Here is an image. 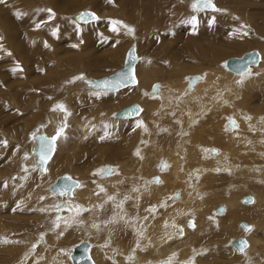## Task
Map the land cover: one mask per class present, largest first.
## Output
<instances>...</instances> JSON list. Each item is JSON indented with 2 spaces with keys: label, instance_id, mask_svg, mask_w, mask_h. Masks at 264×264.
Instances as JSON below:
<instances>
[{
  "label": "rangeland",
  "instance_id": "374dc122",
  "mask_svg": "<svg viewBox=\"0 0 264 264\" xmlns=\"http://www.w3.org/2000/svg\"><path fill=\"white\" fill-rule=\"evenodd\" d=\"M66 1L67 0H59V2L58 0H3V2H0L2 4L1 6L2 8L0 7L1 8L0 9V264H4V263L5 264H32V263L49 264L48 260H52L54 259V257L55 259L57 258L59 260L58 262V260L56 259L57 264H70V263L73 264L72 260L70 259L71 254L68 252V250L75 247L76 244L82 241H86L89 244L91 243L90 248L93 245H95V248H93L94 246L92 247L93 251H95L94 249H96L95 252H97V250L99 249L98 251L101 250L102 253L106 254L107 257L105 256V260L109 262V264H115V262L120 264L123 263L132 264L133 261L136 260L135 259L136 250L140 251L141 248L145 246L144 244L146 237L149 238V236H147L149 229L151 226H155L154 222L149 219L151 214L150 213L151 208L154 206L155 200H153L149 196V193L145 192L143 189H142L143 191L141 189H138L139 191L138 193H136L137 195L130 200V193L132 189H129L130 188V186H128L129 184L125 183L124 181H121V177H119L120 179L118 178L115 180H110L108 182H105L104 184L101 183L98 184L95 183L96 178L94 177V174L96 171H98V169L101 168L102 169H109V168L111 169V167L119 168L120 166L129 164V166L127 167L130 168L126 167L127 168V169L125 168L126 170L132 171V169H134V167L136 166V171H137L136 173L138 174L143 173L145 174V177L153 175L152 177L150 176L151 180L149 179V181H154L156 179L160 180V174H159L160 166L157 167L158 166L157 161L154 160L155 162H152L153 164L152 167L155 166L153 168L154 174H148V167L145 168L144 166L145 170H143L144 161H149L152 158V156L149 155L148 153L153 152V149L160 138L163 137V139L160 140L162 143L158 142L159 144L158 143L157 144L160 147H162L161 145H163L164 146L163 148H165L169 145L170 146L172 145V142H174V140L173 139L170 140V139L174 138L175 136L177 137V135L175 134V132H173V130L171 132L169 131L170 135L167 134V136L166 133L159 134L158 135L159 137H156L155 135V131L157 127L165 128L166 126L169 125L168 124L169 122L166 121L164 118H162V115L164 117V114L169 113L168 111H163L160 113L159 112L154 113L150 111L143 112V109L141 108L143 115L140 113L141 115L139 118L134 120L132 119L124 120V119L115 118L114 117L115 113L130 104L135 103L139 105L140 103H138L137 101L125 103L123 104V106L120 105L117 108L116 107L112 108L111 112H109L108 114L105 113L108 112V109H105L106 107L104 108L102 107V109L100 108L101 110L97 109L98 105L95 100L96 97L98 95H106L110 92H103L99 89L91 88L89 82H91L94 79L101 78L106 75H110L115 70L119 69L123 65L125 54L127 50L130 48V46H134L135 52L138 57L137 65L139 64L141 65L139 71H137L136 69L137 84L135 85V87L138 86L139 83H141V81L144 79L145 74L148 71L149 72L151 71V74L152 75L154 74L153 76L150 75L151 86L149 84V90L151 91V87L153 85L160 84V82L162 81L160 76L158 75L166 74L164 70L166 69L167 71L169 69V67L167 66L170 65V61H172V63L175 65L174 73H176L177 76L178 75L181 76V77L178 76L179 78L177 77V79L181 80V82L186 81L187 79V84H188L189 80L191 81L195 77L203 76V73L199 74L196 73V71H192L190 73L187 72L188 68L186 67L198 63L200 66L196 64L197 68H200L201 64L204 61L201 60L198 62L196 60L198 58L195 57L193 58L192 54L188 53L187 51L186 52L181 51V48L183 47L186 38L187 41L190 40V42H197L198 39L199 40L198 43H200L202 37L200 38L196 37L197 39L194 38L192 32H190L192 29L190 30L188 28V25L185 23L179 26V28L177 29L178 30L177 36L168 35L172 29L171 24L175 22V19L172 20L173 17L169 18L168 15L161 16L162 11H157V10L153 12L146 11L145 10L146 7L151 5L150 0H137V3H134L133 2L134 0H116L115 2L109 4L110 6H106L104 4V0H71L72 4H75L76 2H77L76 4H80V3L82 4L80 5V7L78 5V7L76 8L75 7L70 8V5ZM195 1L196 0H171L169 1L168 6L164 4L163 10L164 11L175 10L173 13H176L178 11V13L179 12L181 13L179 16L184 14L185 16L191 15L190 17H195V16L205 17L204 15H206L212 18L214 16L215 17L218 16L219 18L222 17L226 19L229 18L233 22L227 21L228 25L230 27H234L235 23L240 22L239 20L235 19V17L238 18L237 11L243 8L241 6L242 5L241 3L247 0H240V1L236 0V2L235 0H212L215 3L216 8L218 9L214 11L194 10L192 5ZM249 1L253 3L256 8L254 12L259 13V15L263 16L264 0H249ZM9 2L11 3V6ZM7 4H9L8 7ZM133 9H137L136 11L139 12L136 11L134 12ZM85 11H91L95 13L98 17V20L91 23H84V24L80 23L79 20L77 19V16ZM24 13L26 14V17L36 16L37 14L44 13L45 16L43 20L38 21L37 23L40 24L46 23L47 25L51 26V29L47 30L45 28V34L44 32H41L43 35L40 32L37 34L35 32L36 34L35 36L37 37V40L43 41V44L45 43L43 47L38 48L40 55L36 59H30V57L32 56L31 54L25 58L27 60L21 58L18 55V52L15 51V49L13 50V45L11 44V42H9L10 41L8 38L9 35L12 34L13 30H15V28L17 29L18 26H20L22 22L25 20ZM135 13H137L138 15ZM210 13H213L214 15ZM127 15L133 16L134 19H128ZM235 20L236 22H234ZM113 21H120L122 22L123 26L127 25V28L122 27L120 26V24H118L115 26L116 28H118V31H113V27H114L112 23ZM252 21L253 19L251 20V22ZM13 23L16 25H14ZM13 27L15 28L13 29ZM129 28L132 29L133 31L129 32L128 31ZM262 28L263 30H259L260 32L257 31V33L255 34L247 35V38L245 40L242 39L240 40L238 38H235L233 35L232 36L230 35V32H228L229 34L228 35L226 34V36L225 35L218 36L221 38L220 39L221 43L215 42L213 44L215 45V47H221L222 44L223 49H225L226 46L225 44H227L228 46L226 47H228V49H232L231 45H233L234 43H239L242 41H245L246 43L247 41L249 42L251 40L257 39L256 41H260L261 42L260 44L261 45L263 44L262 46L264 47V22ZM159 30L161 31V33ZM44 35L45 37H43ZM194 39H196V41ZM22 40H23L22 41L23 44L25 45L23 38ZM114 41H117L119 44L115 43ZM194 46L195 48L199 47L197 43L194 44ZM18 49L20 52H22L23 48L22 49L18 48ZM260 49L261 50H259V47H251V48L243 49L239 51V53H234V51L230 50L231 51L230 54H227L226 56L222 57V59L219 60L220 62L218 61L219 64H217L218 68H220L221 70L223 69L229 71L226 68V62L230 58H242L244 54L251 51L259 52L261 56V61H260L261 63L259 62L256 66H253L251 68L252 70L250 69L249 72H246L247 73L246 76L244 74L245 79H247L246 83L251 84L248 87V89L245 90V92L247 91L245 93L246 98L242 97V99H240L241 101L240 100L237 101L239 102V106L241 107L242 112L246 111V115L248 118H250L251 116V115L249 116V114L253 112L259 111L264 113V111H261L264 110L263 107L264 94L263 95L261 94L263 97L259 96V94L257 95L255 90L251 89V88L260 87L264 82V50H262V47ZM225 50H227V48ZM42 56H46V59L45 60L43 58L39 59V57ZM77 58L81 60L83 59L82 60L83 64L87 63L90 60H95L97 58L105 59V61L109 59L112 62L111 65L109 66H107L106 63H103L102 67L99 68L95 67L99 71L93 74L86 69H82V68L79 69L84 65L81 64L80 66L76 65L75 61ZM115 58H117V60L114 61ZM157 63L159 65H156ZM162 66L163 67L165 66L166 68L165 67L163 68ZM152 69L153 70L155 69V71H152ZM181 71L182 74H180ZM154 76H158L160 79L156 77L154 80ZM78 77H83V79L78 80ZM188 77H190L191 79ZM252 78H255L254 81L250 80ZM70 79H75V80L77 79L76 80L77 84H75V82L70 84ZM226 84L229 85L228 82H225L224 85H221L222 88L221 86L218 88V91L223 92L224 89L223 87ZM74 86H75L74 89L75 92L72 91L73 90L72 87ZM133 87L134 86L132 87L130 86L131 89H133ZM76 88L79 90H77ZM130 88H128L127 90H129ZM68 89L70 92L68 91ZM261 92L264 93V90H262ZM115 93H118V91ZM122 93L124 94L125 92ZM110 94H114V93L111 92ZM175 102L177 103V101ZM56 104L57 105L64 104L63 106H65L64 109L66 108V111H63L64 112L63 113L62 110L58 108ZM94 108L97 111L99 110V112H101L100 113L101 118L97 117L98 120L97 118H95L94 120L87 119L90 116L91 112H95ZM159 109L161 111V107H159ZM195 111H198V107L195 108ZM85 113L88 114L85 115ZM157 113L160 115L157 116ZM242 114L244 113H241V115ZM74 116H76L77 120H82V119L87 120L90 124L89 127L86 126L85 129L87 130L89 129V130L86 131L83 128L82 130H80L81 128L78 126V124H76L75 120H72ZM78 116L80 119L78 118ZM105 117L107 119L106 121H105ZM223 117L224 116L221 117V121ZM242 117L244 118V116ZM263 117L264 116H259L258 119L264 120ZM28 118H34L33 122H27ZM178 120L179 119L177 118L176 121L172 124L174 125L177 124L178 126H181V132H183L184 126L179 125ZM25 121L26 123H24ZM193 121L194 120H189L188 123L190 122L193 123ZM51 123L52 124L54 123L53 125L54 133H57L59 130H62L61 136L63 137L64 140L60 143V145L58 143H55L53 156H51L50 159L47 161L43 170L42 164L37 162L35 157V145H36L35 140H36V135L43 133L42 129L44 128V126ZM140 123L142 125L147 124L146 125L147 128L146 126L143 128L142 125H140ZM172 124L170 123V127L174 126ZM93 127L97 130L94 131L92 129ZM144 129L147 131L143 132ZM207 131L203 134V137L205 138L209 137L210 139V137L213 138V136L214 137L216 136L213 135V133L215 134L214 130L213 131L210 130L208 132ZM83 136L86 137L83 138ZM164 137H166V142L164 140ZM123 139L124 141H122ZM57 140L58 139H56V141ZM163 141L165 144L163 143ZM75 144H77L78 147H75ZM151 145L154 147H152ZM215 147L217 146L214 144L212 145L211 149H217ZM171 153H172V149H170L169 154ZM142 155L144 157L143 159L144 161L140 162ZM103 157L104 158L109 157L110 159L107 161ZM161 158H162L161 160L164 159L168 160V157L166 158L161 157ZM136 159H137V163H135ZM227 161L228 159L226 160V163ZM246 167L247 166L236 167V169L239 168L243 172V174H241L238 178H236L237 176L235 174L231 176L227 175V177H223L224 172L223 171L219 172L220 174L217 175L218 180L213 182L214 186H212L213 188L217 189V190L215 189L216 193L219 194L222 193L221 196L224 197L223 194L226 195V192L231 190L230 187L231 185L236 184L237 186H239L241 183L245 182L247 179V176L245 177V175L247 174L249 177H252V181H251L252 183L255 182L254 178L264 179V170H263L264 168L262 165H259V167L258 166L251 167L249 165L248 166L249 169L248 167L247 168ZM51 169H54L52 170L53 172H51ZM248 170L253 171V173L249 174L247 172ZM121 172L124 173L125 171L122 170ZM216 172L218 171L216 170ZM64 175H68L77 181L78 180L81 181L82 183L81 191L83 192L87 190V186L88 187L94 186L95 191L94 193L92 192V195L93 198H96L97 200L96 202H98L97 205H100V207L98 208L96 207L95 209V211H98L97 212L98 214L96 213V215H94L92 219V221L94 220L93 224L92 223L90 224L92 225L91 227L88 224H86L87 225L86 226L83 223H81L80 225L79 220H75V222L72 221L73 219L70 220L72 221V224H70V226L67 227L64 231L65 234H67L68 232H70V229H73L72 230L73 236L75 235L76 240L74 239L73 241L66 243L65 241H63L62 238H60L59 240L56 239V236L58 234H61L63 231L61 228H59L58 224H54V223L58 222L59 220L62 223L63 221L67 220L68 217L73 216L75 212L77 213V211L75 210L77 209V207H78L79 215L82 216L84 214L85 208L82 206L84 205V202H82L81 192H78L76 197H73L74 195L73 193L71 197L67 195L54 194L50 190L51 184L56 182V180L59 177ZM110 175H114L113 170H111ZM144 180H148V179L144 178ZM193 181H196V179H193ZM262 183L264 182L260 181V184ZM140 186L141 183H139L136 187H140ZM207 186L211 187L210 184H208ZM221 186L224 188L223 190L221 189L222 188ZM199 192L202 197V195L204 194L203 192H205V190ZM176 193L180 195L181 192L180 190H176L175 193L172 194H176ZM234 193L238 196V201L240 204L242 203V205L248 203V202H243V198L245 197L252 198L253 195L252 193H248V192L242 193V191L239 190ZM53 195H55L56 197H54ZM210 195L212 196V193H210ZM173 196L174 195H172L169 199L167 198V200L173 201L172 199ZM203 198L204 199L208 198L207 190L205 192V195H203ZM64 200L66 201L63 202ZM137 203L142 207L145 206L143 208L144 211L143 213H140V211H142V208H139L140 206ZM89 204H93V203H89ZM249 204H245V205H249ZM57 205H60V207L57 208ZM104 205L106 208L104 207ZM225 206H226L225 202L219 201V203L218 202L215 203L213 207L206 206L208 208L207 209L208 211H206L205 209L204 213L198 211V215H200V218H203L207 215L209 218L213 216L212 220H214L215 214L218 216L222 215L221 217L223 216L225 217V213H226ZM163 207L166 208V206L163 205L162 207H160V210L161 209L164 210ZM221 208H224L225 210L223 212H219L221 211L220 210ZM147 209H149V211ZM88 210L89 209H87V211ZM90 210L88 212H90ZM160 210L155 207V209L152 212V215L155 217V215ZM253 211L255 213L256 208H253ZM64 212H66V215H68L67 218L63 215ZM122 213L124 216L122 215ZM121 217L124 218L122 219ZM251 217L239 219L237 223L233 225V228L230 230L232 234L227 233V237H225L223 241L219 243L213 242L212 240L209 241V243H214L209 246H211L212 250L217 249V253L215 255L218 257L215 258L209 253V251L205 252L204 248H200L203 251V253L201 251V254L203 256L201 258H196L198 263L225 264L227 260L233 261L231 263H234L237 260V253H241V252L232 246V242L237 238H242V237L244 238V236L241 237L240 231L241 232L246 231L244 227L241 228V223H245L246 225H248L250 227V230L253 229L254 230L253 235L263 241L264 224L256 225L257 222L254 221L256 219L254 217L252 218ZM191 220L192 218L189 217V220L187 222H184V225L186 224L185 226L187 227L182 226L181 223L177 227L178 234L182 236V238L184 237L186 238V236H184L185 233L188 236V233L190 232L188 228H190L192 231H194V229L197 228L194 221ZM94 222H97L98 224ZM198 223L202 227V223L200 221H198ZM250 223L255 224L256 226L255 227L252 225L250 226L249 225ZM190 224H192V226H190ZM93 225H95V227ZM116 226L118 229L116 228ZM184 227L187 229L188 232L186 231L185 233H183ZM84 231H87L89 235L91 234V238L89 239L91 241L87 240L88 234L85 235L84 238H81V240L79 237L76 236L78 233ZM190 235H192L191 236L192 241L195 239L193 241L194 244L192 245L191 242L186 241L184 245L189 244V247L191 246L190 247L191 250H198V248L194 246L197 245L198 247L200 246L199 244L200 236H198L199 234L196 233L195 231L193 233L190 232ZM93 236L94 238H92ZM144 236H146L145 239ZM76 237L79 240H77ZM10 242H13L14 244L12 243L13 245H11ZM123 242L125 243L123 244ZM126 242L128 244H126ZM117 243L118 244L120 243L121 245L120 249L114 250L118 246ZM141 244L142 246L143 245L144 246L143 247L140 246ZM11 249L13 250L11 251ZM256 249L258 250L257 252L264 253V244L257 245ZM46 250L51 252L50 255L52 254L51 255L53 257V258L51 257L52 259L50 257H47L49 253L46 254L47 252ZM107 250L109 251L107 252ZM179 251L180 254L182 251L181 250ZM127 252H129L128 255ZM152 252L153 251L145 252L144 256L146 257H144V260L141 262V264H158V263L162 264L164 260L167 261L169 258V257L163 259L160 258L158 259L159 261L158 260L152 261L149 259L150 257H152V254H154V252L153 253ZM27 253L28 255L29 254L30 255L27 256ZM176 253L178 252L176 251ZM33 256L34 258H32ZM188 257L181 259L180 257L178 258L172 256L171 260L174 261L175 259L176 261L175 264L178 263L195 264V262L189 259ZM183 259H185L186 262L181 261ZM160 260H163V262ZM261 264H264V260L262 261Z\"/></svg>",
  "mask_w": 264,
  "mask_h": 264
},
{
  "label": "bare ground",
  "instance_id": "6f19581e",
  "mask_svg": "<svg viewBox=\"0 0 264 264\" xmlns=\"http://www.w3.org/2000/svg\"><path fill=\"white\" fill-rule=\"evenodd\" d=\"M115 1L116 0H104V4L106 6H110L109 4H111ZM150 1H151V5L146 7V9H145L146 11H152V12L155 10L162 11L161 16L168 15L169 18L173 17L172 20L175 19V22H173L171 24L172 29L168 35L177 36V33H178L177 29L179 28V26H181L185 23L188 25V28L190 30L192 29L190 32H192V35L194 38L202 37L200 40L202 43L201 42L198 43L199 40L197 38H196L197 42H190V40L187 41V38H186V40L184 41L183 47L181 48V51H185V52L187 51L188 53L192 54L193 58L194 57L198 58V59H196L198 62L201 60L204 61L201 64V67H200L201 69L197 68V65L200 66L198 63H196L197 65L196 64H193V65L190 64L191 66L186 67V68H188L187 72L190 73L192 71H196V73H199V74L203 73V76L202 77H195L191 81L189 80L188 84H187V79H186V81L181 82V80L177 79V77L180 75L177 76V74L174 73L175 65L172 63V61H170V65L167 66V67H169V69L167 71H166V69L164 70L166 74H159L158 75V76H160L162 81L160 82V84L153 85V86H155V88L152 86L151 91L149 90V84H150V80H151L150 75H152V74H151V71L150 72L148 71L145 74L146 77L144 76V79L138 85L140 88L138 86L135 87V85L137 84L136 83L135 85H133L134 86L133 89H131L130 86H128L126 88L117 90L118 93H115L117 91H112L114 94H110L111 93L110 92L106 95H98L95 99L96 103L98 105L97 109L101 110L102 107L103 108L106 107L105 109H108V112H105V113H107V114L109 112H111L112 108H115V107L117 108L120 105L123 106V104L129 103L132 101H137L138 103H140L139 105L142 106L140 108L143 109V112L150 111V112H154V113L155 112L160 113L163 111H168L169 113H166V114L163 113L164 117L162 115V118H164L166 121H168L169 125L166 126L167 125L166 124L165 128H163V127L158 128L157 127V129L155 131V135H156V137H159L158 136L159 134H163V133L165 134L166 133V136H167V134L170 135V132L173 130V132H175L177 137L175 136L174 137L175 139L171 138L170 140L173 139L175 143L172 142L171 146L168 144L169 146H167L165 148H163L164 147L163 145H161L162 147H160L158 145L161 142L160 140L163 139V137L160 139L158 138L159 143L157 142L158 144L156 143L155 147L151 145L152 147H154L153 152L148 153L149 155L152 156V158L149 161H144L143 160L144 159L143 155L145 154L144 153L140 159V162L144 161L143 170H145L144 166H145V168L148 167V174H154L153 168L155 166L152 167V165H153L152 162H155L154 160L157 161V164H158L157 167L160 166L159 167L160 168V172H159L160 180L156 179L154 181H149V179L151 180V177L153 175L152 176L150 175L151 177L147 176V177H149V178H147V177H145V174H143V173L142 174L136 173L137 172L136 166L134 167V169L131 168L132 171L126 170L127 168H130V167H127V166H129V164H127L124 166H120L119 168H112L111 167V170H113L114 175H103V174H101V170H104V169H102V168L98 169V171H96L94 174V177L96 178L95 183L104 184L105 182H108L110 180H115V179H118L119 177H121V181H124L125 183L129 184L128 185V186H130L129 189H132V191L130 193V200L137 195L136 193H138V191H139L138 189H141V190L143 189L145 192L149 193V196L153 200H155V204L151 208V212H150L151 214L149 217V219L154 222L155 226L150 227L149 232L147 234V236H149V238L144 236V239L146 237L147 241L145 240V244L144 243H142V244H144L145 246L143 245L144 246L143 247L141 244L140 246H142L143 248H141L140 251L136 250V256H135L136 260L134 259L135 261H133V263L131 262L132 264H141V262L144 260V257H146L144 255H145V252H147V251H153L154 252V254H152V257L149 258L152 261H156L160 258L163 259V258L169 257L167 261L164 260V262H163V260H160L164 264H175V262H176L175 259H174V261L171 260L172 256L178 257V258L180 257L181 259L189 256L188 258L193 260L195 262V264H200V263H198V261L196 259V258H201L203 256L201 254L202 250L200 248H204L205 252L209 251V253L213 257H215V258L218 257L215 255L217 253V249L212 250L211 246H209V245L214 244V243H209V241L212 240L213 242H218V243L223 241V239L225 237H227V233H229V234L231 233L230 230L233 228V225L236 224L239 219L249 218L252 216L256 219V220H254L255 222H257L256 225L264 224V183L260 184V181L264 182V179H261V178L255 179L254 178L255 182L253 181L254 183H252L251 182L252 177H249L247 174V175H245V177L247 176V179L245 182L241 183L240 185L237 183L239 186H237L236 184H234V185L230 184L231 190L227 191L226 195L223 194L224 197L221 196L222 193H220V194L216 193V191H215L216 188L212 187V186H214L213 182L218 180L217 175H219L220 174L219 172H221V171L224 172L225 176L223 175V177H227V175L231 176V175L235 174L237 176L236 178H238L241 174H243V172L239 168L236 169L237 166L238 167L239 166H247L248 167L250 165L251 167L252 166H254V167L258 166L259 167V165H262L264 168V120L258 119L259 116H264V115H262L264 113L259 112V111L253 112V113L249 114V116L250 115L251 116H250V118H248L246 115V111L242 112V109L239 106V102H237L238 100L242 99V97L246 98L245 93L247 91L245 92V90L248 89V87L251 85V84L246 83V81H247V79H245V76L247 74L246 72H249V70L253 66H256L261 61V56H260L259 62L256 65H250L246 70H244L240 73H235V72L229 70L227 67L226 68L229 71H226L223 69L221 70L217 66V64H219L218 61L221 60L222 57L226 56L227 54H230V52H231L230 50L234 51V53H239V51L246 49V48H251V47H259V50H261L260 48L262 47V50H264V47L262 46L263 44L261 45L260 41H256L257 39L251 40L249 42L246 40L248 43L247 42L245 43V41H242L239 43H234V44L232 43L233 45L230 44L232 49H228V47H226L228 45L225 44L226 45L225 49L227 48V50L222 48V46H223L222 44H221V47H215V45L213 44L215 42L221 43V41H220L221 38L218 36H223V35L226 36V34L227 35L229 34L228 32H230V35L231 36L233 35L235 38H238L240 40L241 39L245 40L247 38V35L255 34V33H257V31L263 30L262 25L264 22V15L262 16V15H259V13L254 12V10L256 9L254 4L251 3L249 0H247V1H244L243 3H241L242 4L241 6L243 7L242 9H239L238 11L235 9L238 12L237 13L238 15L236 14L238 16V18H236L235 16L234 17L236 20H239L240 22L235 23L234 27H230L228 25L227 21H232L228 17H227L228 19L222 18V17L219 18L218 16H216V17L214 16L212 18V17H208L206 15H204L205 17L195 16L196 23L193 24L190 22L193 18V17H190L191 15L185 16L184 14H182L181 16H179L181 13L180 12L178 13V11L176 13H173L175 10H171L172 12L169 9H168L169 11L163 10L164 4H166L168 6L169 1H171V0H150ZM237 1H240V0H237ZM58 2H59V0H58ZM66 2L70 5V8H73V7L76 8V7H78V5H79V7H80V5H82L81 3L76 4L77 2L75 4H72L71 0H67ZM133 2L137 3V0H134ZM235 2H236V0H235ZM93 4H95V3H93ZM213 4L215 5L214 2H213ZM233 5H235V4H233ZM1 6H2V4L0 3V7ZM8 6H9V4H7V7ZM10 6H11V3H10ZM241 6H240V8H241ZM234 7H237V6H234ZM3 8H5V7H3ZM28 9H29V7H28ZM136 10L137 9H133L134 12ZM200 10H202V9H200ZM5 11H6V9H5ZM206 11H214V10H206ZM136 12H139V11H136ZM135 14H137V13H135ZM210 14H213V13H210ZM210 14H209V16H210ZM24 16H25V20L22 22V24L20 26H18L17 29L15 27H13V29L15 28V30H13V33L9 35V37H8L10 40L9 42H11V44L13 45V50L15 49V51L18 52V55L21 58L25 59L26 57H28L31 54L32 56L30 57V59H36L40 55L38 48L43 47L45 43L43 44V41H38L37 37L35 35L39 32L40 33L44 32V34H45V28L48 30V29H51V26L47 25L46 23H44V24L37 23L38 21L43 20V18L45 16L44 13L43 14H37L36 16H28V17H26V14L24 13ZM1 17H3V16H1ZM127 17H128V19H134L133 16L127 15ZM252 19H253V21L251 22ZM2 20H4V19H2ZM97 20H98V17H97ZM236 20L234 22H236ZM180 21H182V22H180ZM92 22H95V21H92ZM80 23L84 24V23H91V22H80ZM14 25H16V24H14ZM54 25H56V24H54ZM120 26L124 27L122 24H120ZM160 30H162V29H160ZM35 32H36V34H35ZM160 33H161V31H160ZM47 34H48V32H47ZM164 35H165V33H164ZM231 36H229V37H231ZM43 37H45V35ZM22 38L24 39L25 45L22 42L23 41ZM53 38H54V36H53ZM235 38H233V39H235ZM196 39H194V40L196 41ZM114 42L119 44L117 41H114ZM196 43L199 46L198 48H195L196 45L194 46V44H196ZM18 48H21V49L23 48L22 52H20ZM260 52H263V51H260ZM25 54H28V55H25ZM42 58L45 60L46 56L39 57V59H42ZM25 60H27V59H25ZM82 60L77 58L75 61V64L79 65V66H80V64L84 65V66L80 67L79 69H81V68L86 69V70L90 71V73H93V74L97 73L99 71L96 68L102 67L103 63H106V65L109 66V65H111V62H112L109 59L107 61H105V59L97 58L95 60H90L88 62L86 61L87 63L83 64ZM115 60H117V58H115L114 61ZM158 63L156 65H159ZM137 64H138V61L135 64V75H136L137 71H139V68L141 67L140 64L139 65H137ZM183 66H185V65H183ZM136 69H137V71H136ZM149 69H151V68H149ZM181 69H182V67H181ZM184 70H183V72H184ZM152 71H155V69L154 70L152 69ZM141 74H139V75H141ZM180 74H182V71ZM244 74H245V76H244ZM158 76H154V80L156 77L158 79H160ZM188 78H190V77H188ZM141 79H142V77H141ZM254 79L255 78H252L250 80L254 81ZM76 80L70 79V84L73 82H75V84H77ZM183 80H185V79H183ZM225 82H228L229 85L226 84L223 87L224 88L223 92H219L218 88L221 85H224ZM89 84H90V82H89ZM75 86H77V85H75ZM75 86L72 87L73 88L72 91H74V92H75V90H74ZM150 86H151V84H150ZM156 86H157V89H156ZM128 88H130V89L127 90ZM221 88H222V86H221ZM70 89H71V87H70ZM251 89L255 90L257 95L259 94V96H262L264 94L263 92H261L262 90H264V82L260 87L251 88ZM77 90H79V89H77ZM124 90H127V91H124ZM68 91H69V89H68ZM119 91H121V92H119ZM122 92H125V93L123 94ZM70 96H71V94H70ZM175 101H177V103ZM159 107H161V111H160ZM197 107H198V111H195V108H197ZM263 107H264V104H263ZM99 110L97 111L95 109V112H91L90 116L87 119H93L94 120L97 117L101 118V116H100L101 112H99ZM261 111H264V110H261ZM62 112H63V110H62ZM73 113H74V111H73ZM88 113H85V115ZM140 113L142 114V110L140 111ZM241 113H244V114L241 115ZM141 114H139L138 117L136 116V118L134 117V118L124 119V120L137 119L140 117ZM159 115L160 114L157 113V116H159ZM222 116H224V117L221 121ZM242 116H244V118L246 117L245 118L246 121L244 120V118ZM78 118H79V116H78ZM98 118H97V120H98ZM177 118L179 119L178 124L184 126L183 132H181V126H178L177 124L176 125L172 124L176 121ZM33 119L34 118H28L27 122H33ZM118 119H121V118H118ZM72 120H75L76 124H78V126L81 128L80 130H82V128L85 129L86 126L89 127V124H90L87 120H84V119L77 120L76 116H74L72 118ZM106 120L107 119L105 117V121ZM161 120H159V121H161ZM189 120H194V121H193V123L192 122L188 123ZM156 122H157V120H156ZM24 123H26V121ZM99 123H100V121H99ZM170 123L174 126L170 127ZM236 124H238L239 126ZM53 125H54V123L53 124L52 123L47 124L46 126H44V128L42 129L43 133H40V134L45 135V136L47 135L48 137L52 136L54 134ZM92 125H94V124H92ZM140 125H142V124L140 123ZM146 125H142V127L144 128ZM23 127H24V125H23ZM159 127H160V125H159ZM169 127H170V129H169ZM76 128H78V127H76ZM146 128H147V126H146ZM92 129L94 131L97 130L94 127ZM85 130L88 131L89 129L88 130L85 129ZM207 130L208 131L214 130L215 134L213 133V135H216V136L215 137L213 136V138L210 137V139L207 136L206 137L208 139L203 137V134ZM146 131L147 130L144 129L143 132H146ZM167 132H169V133H167ZM86 133H88V132H86ZM108 134H110V133H108ZM140 134H141V132H140ZM84 135H85V133H84ZM144 135H146V134H144ZM173 136H174V134H173ZM84 137H86V136H83V138ZM63 140H64L63 137L60 136L55 143H58L60 145V143ZM156 140H157V138H156ZM164 140L166 142V137H164ZM122 141H124V139ZM35 142H36V140H35ZM163 143H164V141H163ZM214 144L217 146V147H215L217 149H211L212 145H214ZM35 147H36V145H35ZM75 147H78L77 144H75ZM170 149H172L171 154H169ZM52 156H53V154H52ZM161 157H164V158L168 157V160H166V159L161 160L162 159ZM104 159H106L108 161L110 158L106 157ZM227 159H228V161L226 163ZM135 161H136L135 163H137V159ZM248 169H249V167H248ZM52 170H54V169H51V172H53ZM122 170L125 172L122 173L121 172ZM216 170L218 172H216ZM223 172H222V174H223ZM247 172L249 174L253 173V171H251V170H248ZM242 176H244V175H242ZM223 177H221V178H223ZM253 177H255V176H253ZM144 178L148 179V180H144ZM193 179H196V181H193ZM157 181H159V182H157ZM79 182H80L79 186L75 187L73 189L72 194L74 193L73 197H76L78 192H81L82 202H84V205H82V206L85 208L84 214L82 216H80L79 211H78V207L76 206L77 209H75V210L77 211V213L75 212V214L73 216L68 217V215H66V212H64L63 215L66 218L68 217L67 220L63 221L62 223L60 220L58 222L54 223V224H58L59 228H61L63 231V232L61 231L62 232L61 234H58L56 236V239L59 240L60 238H62L63 241H65V243L71 242L75 239V235L73 236V232H72L73 229H70V232H68L67 234H65V231H64L67 227L70 226V224H72V221L75 222V220H79L80 225H81V223H83L84 225L88 224L91 227L92 225H90V224L91 223L93 224V221H94V220L92 221V219H93L94 215H96V213L98 212V211H95V209H96V207L97 208L100 207V205H97L98 202H96L97 201L96 198H93V195H92V192L94 193V191H95L94 190L95 187L94 186L88 187L86 185L87 190L83 192V191H81L82 183H81V181H79ZM139 183H141V186L136 187ZM33 184H34V182H33ZM208 184H210L211 187H208L207 186ZM125 186H126V184H125ZM221 189L223 190L224 188L222 187ZM176 190H180V192H181L180 195L177 193L172 194V193H175ZM204 190H205V192L207 190V194H208V198H206V199L203 198V195H205V192H203L204 194L202 195V197H201L200 192H199V191L202 192ZM238 190L242 191V193H247V192L252 193L253 194L252 195V198H253L252 201L253 202L252 203L251 202L245 203V204H249V203H251V204H249V205L243 204L244 206L242 205V203L240 204L238 201V196L234 193ZM26 192H27V190H26ZM210 193H212V196L210 195ZM54 194H58V193H54ZM94 195H96V194H94ZM172 195H174L172 197L173 201L167 200V198L169 199ZM53 196L56 197L55 195H53ZM205 197H207V196H205ZM176 199H179V200H176ZM65 201L66 200H64L63 202H65ZM219 201L225 202L226 210L223 208V210L219 211V212H223L225 210L226 211L225 217L224 216L221 217L222 215L218 216L215 214V216H214L215 221H214V220H212L213 216L209 218L208 215L206 214L207 216L200 218V215H198V211L204 213L205 209H206V211H208L207 210L208 206L213 207V205L217 202L219 203ZM89 203H93V204H89ZM163 205L166 206V208L163 207L164 210L163 209L160 210V207H162ZM242 206H243V209H242ZM104 207H105V205H104ZM144 207H142V206L139 207V208H142V211H140V213L144 212L143 211ZM155 207L158 208L160 211L157 214L155 213L156 215L154 217L152 215V212L155 209ZM250 208H252V209H250ZM253 208H256L255 213L253 211ZM87 209H89V210L91 209L90 212H88L89 210L87 211ZM97 210H99V209H97ZM147 210L149 211V209H147ZM119 214H121V213H119ZM122 215H123V213H122ZM122 215H120V216H122ZM128 215H130V214H128ZM211 215H212V213H211ZM202 216H203V214H202ZM189 217L192 218L195 225L197 226V228L194 229V231H192L190 228H188L189 231L192 233L196 231V233L199 234L198 236H200L199 237V244L201 247L200 246L198 247V245L194 246V247H197L198 250H191L190 249L191 246L189 247V244L184 245V243L186 241L191 242V244L193 245L194 244L193 241L195 240L194 239L192 241V238H191L192 235H190V232L188 233V236L185 233L187 231V229L185 227H187V226H185L186 224L184 225V222H187L189 220ZM71 219H73V220L70 221ZM61 220H62V218H61ZM100 221H101V219H100ZM116 221H117V219H116ZM144 221H146V220H144ZM198 221H200L202 223V227L200 226ZM216 222H217V224H216ZM94 223H97V222H94ZM180 223L182 224V226H185L183 228V230H184L183 233H185L184 236H186V238L185 237L182 238V236H180L178 234V231H177L178 228L177 227L180 225ZM252 223H254V222H252ZM242 224H245V223H241V228H243ZM110 225H112V224H110ZM249 225L250 226L252 225L254 227L256 226L255 224H251V223ZM190 226H192V224H190ZM198 226H200V227H198ZM82 228H83V226H82ZM116 228H117V226H116ZM199 229H200V231H199ZM244 229L246 231L245 232L240 231V235H241V237L244 236V238L247 236L246 237V241L248 243L247 248L240 251L241 253H237V260L234 263H231L233 261L227 260L225 262V264H261L262 261L264 260V256H263L264 253H259V252H257L258 250L256 249L257 245H263L264 244V240L262 241L261 239L255 237L253 235V231H254L253 229L250 231L246 228H244ZM176 231H177V234H176ZM85 235L88 236L87 240H89L91 238V234L89 235V233L87 231L80 232L76 236L79 237L81 240V238H84ZM202 237H205V238H202ZM92 238H94V236ZM77 240H79V239L77 238ZM89 241H91V240H89ZM13 242H10V244L13 245L14 244ZM143 242H144V240H143ZM124 243L125 242H123V244ZM197 243H198V241H197ZM92 244H94V243H92ZM126 244H128V243L126 242ZM93 246L92 247L95 248V245H93ZM120 246L121 245L119 243L118 246L114 250H119ZM229 246H231V245H229ZM92 247L89 249V255L92 258L93 262L95 264H109V262H107L105 260L106 254L102 253L101 250L98 251L99 249L97 247L96 248L98 250H97V252H95L96 249H94L95 251H93ZM112 248H113V246H112ZM12 250L13 249H11V251ZM73 250H74V247L69 249L68 252L70 254H72ZM132 250H133V248H132ZM179 250L182 251L180 254H179V252H180ZM108 251L109 250H107V252ZM176 251L178 253H176ZM28 253H30V252H28ZM28 253H27V256L30 255V254L28 255ZM47 253H49L47 257L51 258L52 257L51 256L52 254L50 255L51 252L47 251L46 254ZM128 253L129 252H127V255H128ZM202 253H203V251H202ZM125 256H123V257H125ZM32 258H34V256ZM56 259L54 257V259L48 260L49 264H57ZM70 259H71V256H70ZM181 261L186 262L185 259H183ZM58 262H59V260H58ZM189 262H190V260H189ZM202 262H203V260H202ZM208 262H210V261H208ZM115 264H120V263L115 262ZM126 264H129V263H126ZM220 264H222V263H220Z\"/></svg>",
  "mask_w": 264,
  "mask_h": 264
},
{
  "label": "water",
  "instance_id": "95a60500",
  "mask_svg": "<svg viewBox=\"0 0 264 264\" xmlns=\"http://www.w3.org/2000/svg\"><path fill=\"white\" fill-rule=\"evenodd\" d=\"M213 3V2H212ZM216 8V6H215ZM202 10H213V8L208 7V8H202ZM82 13H88L89 16L87 18V20H83L81 19V14ZM77 16V19L80 22H92V21H96L97 20V16L95 14V19L92 18L91 14H94L91 11H85L82 12ZM260 60V55L257 51H251L249 53H246L242 58H230L229 60H227L226 62V67L235 72V73H240L244 70H246L250 65H256ZM138 61V57L137 54L135 52V48L134 46H130V48L127 50L126 54H125V59H124V63L123 66L117 70H115L113 73H111L110 75L101 77V78H97L94 79L90 82V86L92 88L95 89H100L104 92H112V91H117L123 88H126L128 86H133L137 83V78L135 75V64ZM123 74H127V79L124 80L123 82H121V76ZM134 77V79H133ZM108 81L110 82V86L105 88L103 86L101 87H96L97 84L102 85L103 82ZM155 88V86H153ZM157 89V86H156ZM141 108L138 104H130L126 107H124L123 109H121L120 111L115 113V117L116 118H121V119H129V118H134L136 116H138L140 114ZM56 136V133H54L52 136L48 137L42 134L36 135V147H35V157L37 162H39L40 164H42L43 170L44 167L47 163V161L49 160V158L52 156L53 152H54V148H55V142L53 145L52 142V137ZM42 138L46 139L49 142V153H48V159L46 161H42L40 159V148H41V141ZM70 176L68 175H64L59 177L56 182H54L53 184H51L50 186V190L54 193H58L60 194L62 191L66 192L67 196H71L72 195V191L75 187H77L76 185H79V182L76 181L75 179L71 178V180L69 181L67 178H69ZM71 184L72 187L71 189L67 188L68 184ZM243 202H252V198L251 197H245L243 198ZM220 210H223V208H221ZM242 226H248L246 224H242ZM245 228V227H244ZM246 242V244H245ZM232 246L239 250L242 251L241 248L246 249L248 246V243L246 241L245 238H237L236 240H234L232 242ZM89 249H90V244L86 241H82L79 242L78 244L75 245L73 253L71 254V260L73 264H95L92 260V258L89 255Z\"/></svg>",
  "mask_w": 264,
  "mask_h": 264
},
{
  "label": "snow or ice",
  "instance_id": "6c2138e0",
  "mask_svg": "<svg viewBox=\"0 0 264 264\" xmlns=\"http://www.w3.org/2000/svg\"><path fill=\"white\" fill-rule=\"evenodd\" d=\"M0 2H3V0H0ZM192 7H193L194 10H200L202 8H208V7L213 8V10H218V9L215 8V5L212 3V0H196V2L193 3ZM49 11H51V10H49ZM88 16H89L88 13H82L81 14V19L87 20ZM91 16H92L93 19L96 18L95 17V14H91ZM190 22L193 23V24H195L196 23L195 17H193ZM112 23H113V26H114L113 27V31H118V28H116L115 26L118 25V24H122V22H120V21H113ZM124 27L127 28V25H124ZM128 31L129 32H132L133 30L129 28ZM127 78H128L127 77V74H123L121 76V82H123ZM78 79H83V77H78ZM133 79H134V77H133ZM101 86L107 88V87L110 86V82L105 81V82H103L102 85H100V84H97L96 85V87H101ZM57 107L60 108L63 111H66V109H64V106L63 105H57ZM61 135H62V130H59L56 133V136L52 137L53 145H54L55 140L58 139ZM4 143H6V142H4ZM49 150H50L49 149V142L46 139L42 138L41 148H40V159L42 161H46L48 159ZM101 174H103V175H110L111 174V169L101 170ZM67 179L69 181L71 180L70 177L67 178ZM76 186L78 187L79 185H76ZM71 187H72V185L69 183L67 185V188L71 189ZM60 194L61 195H66L67 193L62 191ZM59 207H60V205H57V208H59ZM93 226L95 227V225H93ZM243 227H245L246 229L250 230V227L249 226H243ZM245 244H246V242H245ZM241 250H243V248H241Z\"/></svg>",
  "mask_w": 264,
  "mask_h": 264
}]
</instances>
